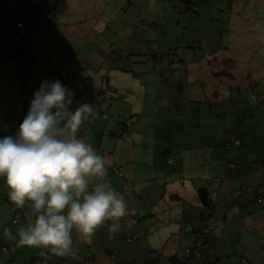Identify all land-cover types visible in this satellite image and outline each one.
I'll return each mask as SVG.
<instances>
[{
	"label": "crops",
	"instance_id": "0c3cea01",
	"mask_svg": "<svg viewBox=\"0 0 264 264\" xmlns=\"http://www.w3.org/2000/svg\"><path fill=\"white\" fill-rule=\"evenodd\" d=\"M9 1L0 0L7 4L0 16L15 10ZM34 1L36 12L28 0L14 11V26L25 12L49 14L47 1ZM38 26L30 30L35 37L22 36L17 26L0 28V37L8 32L15 39L0 38V136L16 131L41 82L60 80L74 93L73 108L93 104L95 114L78 135L104 158L106 181L123 195L127 212L117 231L108 230L112 221L91 235L73 231L72 248L58 254L60 261L47 248L16 242L33 216L25 205L13 223V203L0 184V250L7 249L0 264H42L41 254L48 264H139L147 253L163 264H264V73L257 72L254 85L257 77L249 81L247 73L248 63L264 68L260 57L239 63L237 45L227 48L206 36L205 44L170 47L165 61L150 45L159 34L136 40L138 33L120 37L104 30L73 45L60 43L56 31L37 33ZM18 40L30 47L17 49ZM90 50L95 52L87 57ZM127 126L132 130L124 139ZM233 136L242 143L229 149ZM201 190L214 204L207 221ZM196 243L199 257L186 252Z\"/></svg>",
	"mask_w": 264,
	"mask_h": 264
},
{
	"label": "clouds",
	"instance_id": "9594fccd",
	"mask_svg": "<svg viewBox=\"0 0 264 264\" xmlns=\"http://www.w3.org/2000/svg\"><path fill=\"white\" fill-rule=\"evenodd\" d=\"M73 97L60 80L41 82L16 131L0 136V184L33 216L16 242L61 255L71 250L73 231L91 235L106 221L117 231L127 212L123 195L106 181L104 158L78 135L93 104L73 108Z\"/></svg>",
	"mask_w": 264,
	"mask_h": 264
},
{
	"label": "rangeland",
	"instance_id": "374dc122",
	"mask_svg": "<svg viewBox=\"0 0 264 264\" xmlns=\"http://www.w3.org/2000/svg\"><path fill=\"white\" fill-rule=\"evenodd\" d=\"M39 1L42 4L47 3L50 12L45 17L41 15L39 17L35 16L36 19H34L33 24L37 25L38 23L39 26L43 27V30H39V26L37 28L35 27L37 33L43 35L46 32L53 33V31H56V35L62 44L69 41L73 45L76 43L85 45L88 40L92 38L96 39L99 35L103 36L101 33L104 30L108 33L112 31L120 37L138 33L136 40H140L141 35L144 40L146 34L151 33L152 36L159 34L155 35V42H152L150 45L152 49L160 48L163 59L166 61L168 60L169 54L165 52L170 51V47L178 48L179 46L182 47L185 45V43L190 44L193 42L195 44H205L207 42L206 36H208V41L210 42L213 40L215 43L222 42V44H230L227 48L232 45H237V49L233 51L239 56V63L254 56L260 57L264 64V0ZM28 2V8L36 12L39 5H36L34 0H28ZM9 3L11 4L8 7H14V11L16 12L26 6L23 0H10ZM66 4H69L67 6L68 10L65 8ZM1 6L7 7L6 2L4 5L0 3ZM49 8L47 9L48 11ZM14 11L13 13H15ZM13 13L8 11V14H5V16H0V23H3L2 19L9 20L12 23L8 28L11 30L15 27L12 21L17 18V14ZM43 19H47V22H43ZM141 24L145 25V27L148 26V28L146 30L140 29ZM30 33L31 37H35L34 32L31 31ZM7 34L8 32L3 34V38H7V41L11 39L14 44L15 39L12 36L9 37ZM104 36L109 37L107 34H104ZM0 38L3 40L2 37ZM48 40L49 37H47ZM128 46L125 47V50ZM160 49L156 53L158 59L161 57ZM94 52V50H90L85 55L89 57ZM227 53L231 52L229 51ZM247 66L249 67L247 71L248 75H250L249 81L255 80L256 77L258 79L250 83L254 85L259 82L257 72L261 71L264 73V68L258 70L257 68H253L249 63ZM118 235L120 239L121 234ZM124 242L122 240L121 244ZM115 245L118 244L115 243ZM102 249L101 247L98 248L99 251ZM147 254L141 259L142 261L139 264H156V262H159L158 258L154 260L156 253ZM52 255L57 260H63L61 258L62 256H59L57 253L52 252ZM119 255L124 257L127 254L120 252ZM127 264L137 263L132 260L127 262ZM159 264H163L161 260Z\"/></svg>",
	"mask_w": 264,
	"mask_h": 264
},
{
	"label": "trees",
	"instance_id": "16d2710c",
	"mask_svg": "<svg viewBox=\"0 0 264 264\" xmlns=\"http://www.w3.org/2000/svg\"><path fill=\"white\" fill-rule=\"evenodd\" d=\"M28 14H31V16H32V19H30V25H32V27L34 28V19H36V17L32 14V13H30V12H25V17H24V19L23 20H26L27 19V15ZM8 23V22H7ZM9 25H10V23H8ZM6 25V22H4V23H0V28H2V31H5L6 30V28L9 26V25ZM16 26V25H15ZM19 29V28H18ZM31 30V29H30ZM30 30H29V32H30ZM1 31V32H2ZM19 31H20V29H19ZM29 32H27V34H22L21 32V35L22 36H28L29 35ZM25 42V43H27V47H22V46H20V42ZM17 49H19V50H24V49H27V48H29L30 47V42H27V41H23V40H18L17 41ZM16 53V52H15ZM52 57V54H51V52L50 53H47V59H49L50 60V58ZM52 61V60H51ZM55 74V73H54ZM56 77H58V74H56L55 75ZM129 127H131V126H127V128H129ZM127 128H126V130H127ZM125 130V131H126ZM129 132L130 131H128V134H129ZM125 133V132H124ZM128 134H127V136H128ZM233 137H235V136H233ZM233 137H232V139H233ZM124 139H127V138H124ZM232 139H231V141H232ZM230 141V142H231ZM230 142H228V148L229 149H231V148H233V146H239L241 143H242V141H241V143L239 144V145H233V146H231L230 145ZM211 150V149H210ZM210 150H208V151H210ZM207 151V152H208ZM206 152V153H207ZM166 157H168V156H166ZM171 157V156H170ZM172 158V157H171ZM207 158H209V157H207ZM173 159V158H172ZM174 160V162H175V159H173ZM168 162V161H167ZM173 162V163H174ZM173 163H169V164H173ZM200 193H201V196H202V198H203V204L205 205V211H204V219H205V221H207V218L209 217V216H206V212H208V210H210V207H211V214H212V207L214 206V204H211V200L209 199V197H208V193H206V191L205 190H201L200 191ZM13 206V205H12ZM22 208H23V212H24V207L22 206ZM25 213V212H24ZM208 227V226H207ZM205 228V230H203V231H208L209 230V228ZM191 229V228H190ZM203 231H201L200 233H199V235H202L204 232ZM136 239V237H133V240H135ZM197 245H195V247H190V248H188L187 250H190L191 251V253H193L195 256H197V257H199V254L198 253H196V249L199 247V244L198 243H196ZM187 250H186V252H187ZM0 253H2V251L0 250ZM188 253V252H187ZM188 254H190V253H188ZM191 255V254H190ZM39 257H40V259H42V264H43V259H45V258H43V256H42V254L41 255H39ZM48 261V260H47ZM156 264H159L158 262H156Z\"/></svg>",
	"mask_w": 264,
	"mask_h": 264
},
{
	"label": "built area",
	"instance_id": "2783aa9c",
	"mask_svg": "<svg viewBox=\"0 0 264 264\" xmlns=\"http://www.w3.org/2000/svg\"><path fill=\"white\" fill-rule=\"evenodd\" d=\"M30 19H32V16H31V14H28L26 20L18 21L16 23V26L20 29V32L22 34H27V32H29V30L33 28L32 25H30V22H29ZM19 44L22 47H27V43H25V42L21 41ZM130 130H132V127L127 128V130L125 131V133L122 137L127 138L128 131H130ZM240 143H241V140L239 138L233 137L232 141L230 142V145L231 146L239 145ZM210 154H211V150L206 153V157H210ZM166 160L168 161V163L174 162V160L170 156L166 157ZM12 205H13L12 210L15 213L13 223H18L22 219V217L24 216L25 213L23 212L22 207H18L14 204H12ZM209 215H211V207H210V210H208V212H206V216H209ZM2 252H7V249L3 248ZM187 252L191 254L190 250H187ZM43 264H48L47 259H43Z\"/></svg>",
	"mask_w": 264,
	"mask_h": 264
}]
</instances>
